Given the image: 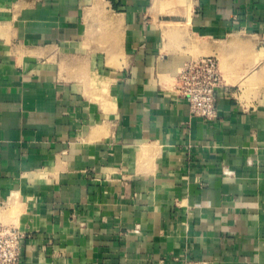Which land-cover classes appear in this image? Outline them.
<instances>
[{
  "label": "crops",
  "instance_id": "obj_1",
  "mask_svg": "<svg viewBox=\"0 0 264 264\" xmlns=\"http://www.w3.org/2000/svg\"><path fill=\"white\" fill-rule=\"evenodd\" d=\"M0 221L20 264H264V0H0Z\"/></svg>",
  "mask_w": 264,
  "mask_h": 264
},
{
  "label": "built area",
  "instance_id": "obj_2",
  "mask_svg": "<svg viewBox=\"0 0 264 264\" xmlns=\"http://www.w3.org/2000/svg\"><path fill=\"white\" fill-rule=\"evenodd\" d=\"M221 88L222 78L218 59L214 56L192 60L178 73L176 83L178 97L188 105L193 116L207 121L215 119L218 115V95ZM21 240L22 235L17 228L0 221V264H20Z\"/></svg>",
  "mask_w": 264,
  "mask_h": 264
}]
</instances>
